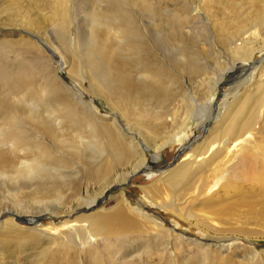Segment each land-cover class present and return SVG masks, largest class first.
Listing matches in <instances>:
<instances>
[{
    "label": "rangeland",
    "instance_id": "374dc122",
    "mask_svg": "<svg viewBox=\"0 0 264 264\" xmlns=\"http://www.w3.org/2000/svg\"><path fill=\"white\" fill-rule=\"evenodd\" d=\"M261 20L264 0H0V174L14 176L26 163L64 158L76 176L71 184L53 189L48 185L51 182L38 179L31 183L13 181L16 184L0 179V212L20 209L23 215L33 217L30 205L39 199L59 196L69 205L79 197L85 198L86 184L90 194L97 197L99 184L90 176L94 161H100L103 170L112 162L107 155L103 160L92 157L98 148L82 119L84 115L90 117L91 110L98 112L104 124L116 121L120 130L119 123L135 130L130 134L137 137L135 143L140 147L148 144L138 132L148 134L155 144L185 123L184 145L190 144L191 149L207 138L217 126L218 113L227 111L237 96L243 95L235 112L253 99L250 109L257 115L256 108L264 97V76L253 87L254 80L243 84L253 63L246 64L245 55L239 54L237 47L242 43L239 39L264 38L263 29L253 27ZM260 57L256 53L254 62ZM120 79L130 80L131 86H121ZM104 81L113 88L106 90ZM240 84L244 87L231 91ZM73 95L83 99L86 108ZM205 104L200 111L210 120L199 126L196 119L203 117L198 115V107ZM125 139L128 145L131 138ZM169 145L154 152L161 158L151 172L133 175L125 184L108 190L94 209H80L67 219L80 220L101 208L113 212L119 205L118 197L125 196L136 212L162 221L175 236L206 245L199 229L170 210L151 204L144 191L164 186L159 182L161 173L175 168L188 152L179 155L181 146ZM152 154L146 151L147 161L151 162ZM154 200L160 201L157 197ZM178 204V208H185ZM44 216L50 217L17 222L27 230L26 239L42 240L38 230L51 223L60 225L62 218ZM227 226L216 228L233 233ZM146 229L124 238L122 251L113 242L109 250L101 245L100 253L88 255L80 246L77 253L83 264H213L194 244L182 247L153 225ZM246 229L248 234L235 235L238 240L230 236L231 242L226 245L233 240L237 245L228 255L213 252L215 264H245L252 249L264 252V229L254 225ZM4 237L5 231L0 229V242ZM167 240H172L169 252L165 251ZM30 247L0 253V264H68L66 259L77 264L59 248L45 250L41 256L40 249Z\"/></svg>",
    "mask_w": 264,
    "mask_h": 264
},
{
    "label": "bare ground",
    "instance_id": "6f19581e",
    "mask_svg": "<svg viewBox=\"0 0 264 264\" xmlns=\"http://www.w3.org/2000/svg\"><path fill=\"white\" fill-rule=\"evenodd\" d=\"M253 27H256L257 30L258 28L263 29L264 35V21H259ZM239 40L242 43L237 47L238 53L245 55L243 58L246 64L253 63L251 74L243 84L246 85L249 81L254 80L251 84L253 87L261 83L263 80L261 77L264 76V38L261 36V38L252 37ZM256 41L259 43L253 44ZM256 53L262 55L257 63L253 60ZM107 81L109 83V79ZM105 84L106 86L102 85L105 86L106 90L113 88L112 86L108 87L107 82ZM243 84L233 86L231 91L237 92L244 87ZM120 85L130 87L131 82L128 79H120ZM213 89L214 87L210 90ZM262 89L264 91V87ZM75 91L79 92L78 85H76ZM73 96L86 108L83 99ZM81 97H83L82 94ZM242 97L243 95L237 96L236 101L229 104L227 111L223 114L218 113L215 119L217 126L207 138L192 149L190 144L184 145L187 137L185 123L179 131L165 134L155 144L151 143L148 134L137 131L145 136V142L148 144L140 147V144L136 145L135 140L137 137L134 138V135L130 134V132H136L135 130L119 123V127L122 129L120 130L118 125L115 124L116 121L110 125L104 124L105 122L99 118L98 112L91 110L89 112L90 117L84 115L82 119L88 126L90 140H93L98 148V150L95 149L96 152L92 151L97 157L95 155L92 157L95 160L96 158L101 160L107 155L106 158H110L112 162L110 168L107 167L103 170L98 165L100 161H94V168L90 176L99 184L97 197L94 198L90 194V187L86 184L84 187L85 198L79 197L69 205H65L63 203L64 199L62 200L59 196L52 200L39 199L38 202L30 205L31 212L34 213L33 217L23 215L20 209L15 211L12 209L2 210L0 212V229L5 231V237L0 242L1 255H4L3 253L6 250L10 252V250L16 247L21 248V246L28 249H31L30 246H33V248L35 246L36 249L41 250L38 253L41 256H43L45 250L53 251L55 248H59L70 258L74 257L73 259L77 261V264H83L77 253L78 246L82 247L85 253L89 255L100 253L101 245L107 246L106 250H109L108 246L111 248L114 242V245L121 247L118 251H122V248H124L122 245H126L123 244L126 237L143 233L147 230V225L151 224L154 229H158V232H166L169 238L177 240L182 247L188 246L189 248L194 244L206 254L204 259L208 263L215 264L217 259H212L214 251L223 252L224 254L227 252L226 256L229 254V250L237 245L236 240H233L231 245H226V243L231 242L228 241L230 236L238 240L237 236L247 233L246 227L249 225L261 226L264 229V97L256 108L257 115L251 113L250 108L254 104L253 99H248L239 108L240 110L235 112L234 109L238 106ZM206 106L207 104L198 107V115L203 117L196 119L199 126L205 125L210 120V116L204 117L203 112L200 111ZM123 134L131 138L128 145ZM145 142L143 141V143ZM171 143L181 146L179 147L181 148L179 155H182L184 151L188 152L175 168L161 173L162 177H160L159 182H163L164 186H156L147 191L144 189V191L147 197L150 198L151 204L156 203V207L166 211L170 210L188 223L189 226L199 229L203 239L207 242L206 245L192 243L189 242L190 240L187 241L184 238L175 236L172 231L162 226V221L157 220V218L154 219V217L152 219L147 218V216L144 217L136 212L127 202L125 196L118 197L119 205L113 212L108 213L101 208L100 212L87 215L80 220L71 221V219H67L80 209H94L96 203H101L99 198L104 197L108 190L125 184L133 175L151 172L150 169L161 158L160 154L156 155L154 152L164 150ZM146 151L153 152L151 162L145 158ZM130 152L135 155V158L131 156ZM1 163L4 164L6 161L2 160ZM16 173L14 176L0 174V179L11 184L22 181L31 183L38 179V181L51 182L48 185H50V189H53L60 184L67 186L76 178L74 169L69 168V163L64 158L49 159L46 162L26 163ZM149 176L152 178L154 175ZM90 197L93 199L89 200ZM155 197L160 200L159 203L154 200ZM178 203L185 205V208H183L185 213L182 208H178ZM46 214H52L62 219L66 218V221L62 222L61 219L58 227L53 226L51 223L50 226L38 230L37 234H40L42 240L26 239L25 233L27 230L17 222H38L41 217H50L44 216ZM216 225H228L227 228L230 229L227 230L233 231V233H225L220 228V231L225 234L221 233ZM151 230L149 235H152L153 229ZM51 231L54 233H50ZM158 232L155 233L154 230L155 234H159ZM171 241H164L167 246L165 251L169 252ZM250 252L245 257L247 258L245 264H264V252H258L255 249ZM66 260L68 264H73V261ZM243 263L237 262L236 264Z\"/></svg>",
    "mask_w": 264,
    "mask_h": 264
}]
</instances>
